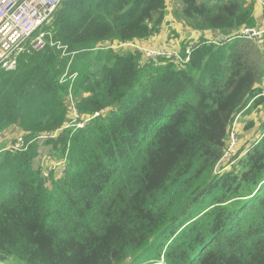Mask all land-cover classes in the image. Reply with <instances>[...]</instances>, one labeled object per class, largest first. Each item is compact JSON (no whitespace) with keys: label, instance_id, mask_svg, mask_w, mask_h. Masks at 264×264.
<instances>
[{"label":"trees","instance_id":"trees-1","mask_svg":"<svg viewBox=\"0 0 264 264\" xmlns=\"http://www.w3.org/2000/svg\"><path fill=\"white\" fill-rule=\"evenodd\" d=\"M181 3L201 32L256 22L251 0ZM168 7L63 0L0 66V264H264V120L222 161L239 113L264 108L255 42L203 39L184 65L100 48L158 35Z\"/></svg>","mask_w":264,"mask_h":264},{"label":"built area","instance_id":"built-area-1","mask_svg":"<svg viewBox=\"0 0 264 264\" xmlns=\"http://www.w3.org/2000/svg\"><path fill=\"white\" fill-rule=\"evenodd\" d=\"M62 1L63 0H0V66L11 67L14 65L15 62L12 56L14 51L18 48L22 49L21 44L24 40L39 31L45 24L51 23L54 13ZM263 35L264 29L257 30L253 26H244L239 31L228 35L219 34L213 41L219 42L226 39L242 38L256 42L258 38H261ZM43 36V32L37 35L34 41L35 48L39 49L38 47L44 45ZM31 42H33V40ZM100 48L112 49L114 51H138L142 53L146 61H157L161 57L174 58L176 63L181 65L186 64L190 60L191 54V50H189L184 57L180 53L167 49H150L143 46L139 40L107 42L101 45ZM71 110L72 114H74V118H79V112L74 103L71 105ZM96 115H99V113H96ZM84 124L85 123H78L77 125L83 127ZM226 157L227 155L223 156V162L224 160L226 161ZM64 160L65 158H62L60 161H57L54 167L63 165L64 168ZM163 263L164 259L162 258L160 264Z\"/></svg>","mask_w":264,"mask_h":264},{"label":"rangeland","instance_id":"rangeland-1","mask_svg":"<svg viewBox=\"0 0 264 264\" xmlns=\"http://www.w3.org/2000/svg\"><path fill=\"white\" fill-rule=\"evenodd\" d=\"M178 1L181 2V0H178ZM251 1H252V5H253L254 1H260V0H251ZM169 6H173V13L168 11L171 14L172 20L175 21V22H177V20L183 21L182 19H180V18H182V16L177 14V12L182 9L181 5L177 2V0H169ZM171 25H172V23L169 22V25H167L166 28H168ZM253 27H255V29H257V30L264 29V22L263 23H256L255 22V25ZM180 30L183 31L184 28H181ZM175 31H176V29H174V31H173L172 27H169V31H168L167 37L165 39H163V41H160L158 44L161 45V46L172 48L173 47V42L176 41V39H177V33ZM36 36H34L33 42L31 43V45H33L34 47H35V42L34 41H35ZM171 41H173V42H171ZM245 41L248 43L251 40H245ZM259 45L261 46L262 49L259 47ZM251 46H252V49H251L252 56H253L254 60H256V59H258L260 57L259 56L260 53H262L264 55V49H263L264 48V35L261 38H258V40L255 43H251ZM145 47H147V44H146ZM38 48H41V47H38ZM12 66H14V65H12ZM11 67H8V68H11ZM260 84L264 88V78L259 83V85ZM69 105H70V103H69ZM70 115L72 116V120L71 121L74 122V114L70 113ZM261 117H264L263 105L260 107V110H255L254 113L252 112L249 116H247V119L253 118L252 120L254 122H256L257 124H259L261 122L260 121ZM245 124H246L245 121L239 122V121L236 120V122L234 123V125L230 129L229 137L231 139V143L229 145V149L224 154V156L227 155V157L225 158L226 160L235 158L236 155L239 152V149L242 146L250 147L251 146V142H252V141L248 140V139H250V136H252V135H254V137H258L259 136V135H257L258 134L257 132L252 134L251 128L246 129ZM19 132H20V129L16 125H13V126L7 128L5 130L4 140L6 139L8 141L7 142V146L9 144L14 145L16 143V142L14 143V141H15L14 139L16 137L20 136ZM47 150H48L47 147H45L40 159L43 160L44 164L48 168H51V167H54V165L56 163L55 162L56 158L49 157L50 158V160H49L47 157H44V155L47 153Z\"/></svg>","mask_w":264,"mask_h":264},{"label":"crops","instance_id":"crops-1","mask_svg":"<svg viewBox=\"0 0 264 264\" xmlns=\"http://www.w3.org/2000/svg\"><path fill=\"white\" fill-rule=\"evenodd\" d=\"M177 2L181 5L182 4L180 1L177 0ZM253 11H254V18L256 19V23H263L264 22V1H254L253 2ZM182 10V9H181ZM181 10L177 12V14L181 15ZM170 11L171 13H173V6H169L167 9V14L163 23V28L162 31L158 34V35H154L152 37H150L147 40H143L141 41V43L146 46L147 44V48H152V49H167V50H171V51H175L177 53H187L189 50H192V45H194L196 42H199L203 39H206L207 41H209L210 39H214L216 36H218L220 33L219 32H210V31H198V30H194L193 28L189 27L188 25H186L185 20L182 16L183 21H179L177 20V22L173 21L171 18V14L168 12ZM169 22L172 23L171 26L173 31L174 29H176V33H177V39L176 41H171L173 42V47L169 48V47H165V46H161L158 43L160 41H163V39H165L168 35V31H169V27L166 28L167 25H169ZM184 28L183 31H181L180 29ZM212 39V40H213ZM252 104L249 103L248 106L241 112L239 113V115L237 116V121L241 122V121H245V127L246 129L251 128L252 130V134H254V128L253 125L248 126L249 123H254V121L252 120L253 118H249L247 119V116H249L251 114L250 113H246V111L249 109L250 105ZM261 105L257 106L254 110H260ZM252 117V116H251ZM264 117H261L260 121H263ZM261 123V122H260ZM259 123V124H260ZM256 126H258L259 124H257L255 122ZM252 137V138H251ZM254 139V135L250 136V139H248L249 141H253Z\"/></svg>","mask_w":264,"mask_h":264}]
</instances>
